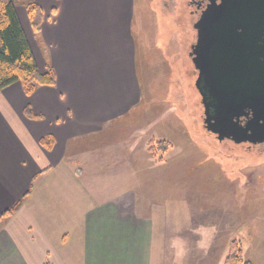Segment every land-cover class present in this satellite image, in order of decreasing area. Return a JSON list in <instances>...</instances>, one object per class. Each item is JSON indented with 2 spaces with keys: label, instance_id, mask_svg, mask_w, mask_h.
Listing matches in <instances>:
<instances>
[{
  "label": "crops",
  "instance_id": "1",
  "mask_svg": "<svg viewBox=\"0 0 264 264\" xmlns=\"http://www.w3.org/2000/svg\"><path fill=\"white\" fill-rule=\"evenodd\" d=\"M31 1L42 12L37 33L23 4L16 14L55 85L0 90V217L23 199L0 218V264H166L184 252L186 264H206L207 235L181 230L166 244L136 189L140 145L161 138L152 97L176 90L159 33L177 11L162 0L165 11L156 0ZM198 239L194 259L187 248Z\"/></svg>",
  "mask_w": 264,
  "mask_h": 264
},
{
  "label": "rangeland",
  "instance_id": "2",
  "mask_svg": "<svg viewBox=\"0 0 264 264\" xmlns=\"http://www.w3.org/2000/svg\"><path fill=\"white\" fill-rule=\"evenodd\" d=\"M163 3L169 5L166 13L177 11L180 15L165 17L159 33L169 47L174 66L170 82L176 90L152 97L150 110L157 126L154 134L161 138L151 137L148 146L160 140L172 148L158 154L163 155V162L158 163L140 145L136 189L147 195L143 212L149 215L152 210L158 218L154 228L166 244L171 233L181 230L207 235L202 239L207 250L209 247L206 264H224L232 243L244 262L264 264V146L249 149L218 141L204 129L197 75L188 55L195 16L189 15L187 0ZM152 6L165 11L160 0ZM190 242L193 246L187 248L188 255L200 258L199 239ZM185 257L186 252L177 258L167 254L164 258L166 264H186Z\"/></svg>",
  "mask_w": 264,
  "mask_h": 264
},
{
  "label": "water",
  "instance_id": "3",
  "mask_svg": "<svg viewBox=\"0 0 264 264\" xmlns=\"http://www.w3.org/2000/svg\"><path fill=\"white\" fill-rule=\"evenodd\" d=\"M193 29L204 129L218 141L264 143V0H208Z\"/></svg>",
  "mask_w": 264,
  "mask_h": 264
},
{
  "label": "trees",
  "instance_id": "4",
  "mask_svg": "<svg viewBox=\"0 0 264 264\" xmlns=\"http://www.w3.org/2000/svg\"><path fill=\"white\" fill-rule=\"evenodd\" d=\"M17 3L24 5L34 33L38 32L42 20L40 8L31 0H0V90L19 82L23 92L29 96L39 86H54L55 77L50 69L46 73H41L38 70L16 14ZM175 16L179 17L180 15L177 13ZM151 143L148 146V152L152 154L156 162L162 163L163 155L158 154L167 153L172 145L160 140H156L153 145ZM41 144L50 148L49 143L41 141ZM22 202L23 199H20L0 218L13 215L20 208ZM224 264L249 263L244 262L236 244L232 243Z\"/></svg>",
  "mask_w": 264,
  "mask_h": 264
},
{
  "label": "flooded vegetation",
  "instance_id": "5",
  "mask_svg": "<svg viewBox=\"0 0 264 264\" xmlns=\"http://www.w3.org/2000/svg\"><path fill=\"white\" fill-rule=\"evenodd\" d=\"M207 2H208V0H187V7L189 8L188 13H189V15H194L195 16V19H194V21L191 24L192 26H193V23L198 19L202 9L206 6ZM193 31H194V40H193V42L190 43V46L192 44H194L195 41H196V31L194 29H193ZM189 52H190V47H189ZM195 72H196V75H197V71L196 70H195ZM240 121H241V123H243L245 121V118L242 117L240 119ZM224 141H230V140H224ZM236 145H245L249 149H254L255 147H258V146H264V143L256 144V145L249 144V143H241V144H236Z\"/></svg>",
  "mask_w": 264,
  "mask_h": 264
}]
</instances>
